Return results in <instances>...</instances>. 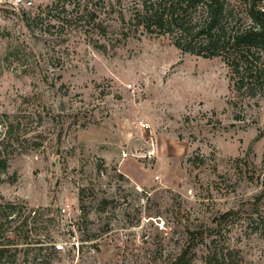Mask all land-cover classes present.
Segmentation results:
<instances>
[{"label":"rangeland","instance_id":"rangeland-1","mask_svg":"<svg viewBox=\"0 0 264 264\" xmlns=\"http://www.w3.org/2000/svg\"><path fill=\"white\" fill-rule=\"evenodd\" d=\"M23 1L0 0V120L23 122L0 203L52 210L50 264H169L201 230L193 264H264L263 91L137 25L141 0Z\"/></svg>","mask_w":264,"mask_h":264},{"label":"trees","instance_id":"trees-1","mask_svg":"<svg viewBox=\"0 0 264 264\" xmlns=\"http://www.w3.org/2000/svg\"><path fill=\"white\" fill-rule=\"evenodd\" d=\"M141 4V11L135 14L137 25L153 34L171 36L184 53L221 58L231 71L232 90L237 95L264 93V0H141ZM26 21L32 28L42 20L29 16ZM22 123L20 119L9 122L8 117L0 120L6 129L4 147L0 146V176L7 173L12 141ZM84 193H80L82 204ZM108 205L107 200L102 201V209ZM51 212L48 207L35 210L21 203H0V264H18L22 251L28 264L30 255L34 264L51 263L55 243L32 238L54 223V218L47 217ZM84 216L88 219L86 212ZM205 238L203 230L190 232L188 243L169 264H193V251ZM226 262L227 254L219 246H214L206 259V264Z\"/></svg>","mask_w":264,"mask_h":264},{"label":"crops","instance_id":"crops-1","mask_svg":"<svg viewBox=\"0 0 264 264\" xmlns=\"http://www.w3.org/2000/svg\"><path fill=\"white\" fill-rule=\"evenodd\" d=\"M129 161H130L129 159L124 158V159L122 160V162H120V168L123 170V172H124L125 174H127V175H129V176H132L133 173H130V172L128 171V163H130ZM130 164H131L130 166H134L132 163H130ZM133 168H135V167H133ZM146 175H147V174H146ZM145 178L147 179L148 176H145ZM144 180H145V179H143V182H144Z\"/></svg>","mask_w":264,"mask_h":264},{"label":"built area","instance_id":"built-area-1","mask_svg":"<svg viewBox=\"0 0 264 264\" xmlns=\"http://www.w3.org/2000/svg\"><path fill=\"white\" fill-rule=\"evenodd\" d=\"M19 3H23L25 6H28L30 7L32 5V2H27L25 4V2L23 0H16V4H19ZM165 225V221H162L161 223H159V227L162 228L163 226Z\"/></svg>","mask_w":264,"mask_h":264}]
</instances>
